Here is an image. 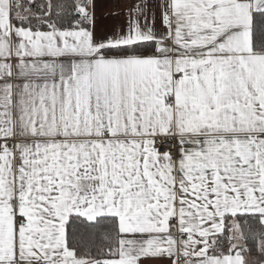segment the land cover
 I'll return each mask as SVG.
<instances>
[{"label":"snow or ice","instance_id":"obj_1","mask_svg":"<svg viewBox=\"0 0 264 264\" xmlns=\"http://www.w3.org/2000/svg\"><path fill=\"white\" fill-rule=\"evenodd\" d=\"M106 6L0 0V264H264V0Z\"/></svg>","mask_w":264,"mask_h":264},{"label":"crops","instance_id":"obj_2","mask_svg":"<svg viewBox=\"0 0 264 264\" xmlns=\"http://www.w3.org/2000/svg\"><path fill=\"white\" fill-rule=\"evenodd\" d=\"M115 2L116 0H101V3L106 4L107 6L101 8V10L99 11V15L109 16V14L113 11ZM109 22H111L110 19H109Z\"/></svg>","mask_w":264,"mask_h":264}]
</instances>
